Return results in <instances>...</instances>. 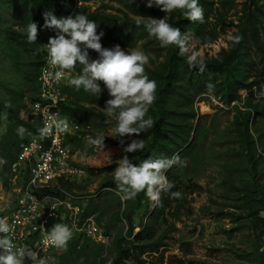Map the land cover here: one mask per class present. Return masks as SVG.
<instances>
[{
	"label": "rangeland",
	"instance_id": "1",
	"mask_svg": "<svg viewBox=\"0 0 264 264\" xmlns=\"http://www.w3.org/2000/svg\"><path fill=\"white\" fill-rule=\"evenodd\" d=\"M78 1L76 0V5L86 7L88 11L99 9L117 13L112 6L122 7L112 0H81V4ZM142 1L146 3V0ZM222 1H225V5L219 3L218 10L209 20L206 38L203 41L190 38L188 54L196 52L203 59L213 60L219 59L221 52L229 48L233 34L239 29L245 0ZM168 17L171 23L174 14H169ZM8 27L25 32L27 25L22 15L14 14L9 0H0V102H6L11 89H18L28 97L34 91L33 84L26 77L27 71L31 70L28 65L31 54L23 51L17 54L3 49L11 41L5 33ZM12 46L16 49L14 44ZM122 48L142 50V44L139 42L135 47ZM147 55L151 66H158L164 60V55L154 51L147 50ZM240 93L242 100L237 104L246 110L244 104L247 91L241 90ZM12 99L9 100L15 103L16 98ZM257 100L264 101V90L258 93ZM18 102L23 107L24 100L17 99ZM79 102L92 106L96 111L103 109L99 104ZM235 105L225 104L221 96L212 90L197 95L191 105L197 115L192 121L194 127L197 121H201L198 141L179 165L180 200L167 209L157 225V236L166 235L164 241L167 245L161 251L170 261L179 259L185 264H264V259L259 255L262 253L260 249L264 247V235L259 237L260 229L254 230L252 227V219L241 204L239 192L227 178L233 173L235 185L251 178L250 167L242 155L246 153L245 147L233 125L237 115ZM9 108L10 105L4 108L0 103V218L12 211L17 197L11 178V164L19 147L13 143L20 142V135L16 130L8 132L10 123H13ZM112 120L114 122V116ZM253 132L257 136L255 130ZM99 135L106 136L105 149L89 142ZM113 136H116L114 123L102 130L97 125H82L77 137L69 141L68 147L74 155V164L82 167L86 174L80 181L69 182L71 185L67 183L62 187L65 196L79 204L84 214L92 215L104 228L107 240L97 243L76 234L64 253L60 258L56 255L52 264H110L116 257L115 240L121 233L126 234L129 230L130 225L123 213L134 206V200L122 202L118 189L104 187L103 183L106 178L114 177L119 159L124 155L133 159L131 153L123 151V147L132 139H142L146 146L150 134L145 131L140 136ZM121 139L124 140L123 146ZM163 158L171 157L165 154ZM255 160L258 161L260 180L264 184V150L260 142L256 143ZM109 165L113 166L110 171L100 173L90 170L91 167ZM91 200L94 201L93 207L98 209L96 212H87L85 209ZM156 204L147 197L141 208L132 214L135 233L150 220ZM261 215L264 216V210Z\"/></svg>",
	"mask_w": 264,
	"mask_h": 264
},
{
	"label": "trees",
	"instance_id": "2",
	"mask_svg": "<svg viewBox=\"0 0 264 264\" xmlns=\"http://www.w3.org/2000/svg\"><path fill=\"white\" fill-rule=\"evenodd\" d=\"M112 1L122 6H112L117 13L99 9L88 11L86 7H78L76 0H9L14 14L22 15L26 25L32 21L38 25V36L35 43L28 42L26 31H19L11 27L5 29L6 37L11 41L3 49L17 54L19 51L31 54L28 64L31 70L27 71L26 77L33 84L34 91L29 97L33 100L36 99L38 91L37 79L42 64L41 46L44 41L55 37L58 32L57 29L44 27V13L49 10L53 11L58 18L74 16L79 12L87 15L90 20H94L98 24L97 34L104 33L101 43L106 48L114 47L117 44L121 47H135L141 42L145 54L149 50L164 55V60L158 66L145 65L146 74L158 85L157 99L148 113L153 118L154 124L147 130L150 138L144 149L130 154L133 161L139 164L149 158L163 159L165 154L170 157L177 154L182 160L190 153L196 146L201 127V121H197L195 127L192 122L197 118L191 107L197 95L212 90L221 96V100L225 104L230 105L234 102L237 115H235L233 125L236 126L238 137L245 147L246 153L242 155L250 167L251 178L244 179L240 185H235L233 173L229 174L227 178L239 192L241 204L252 219V227L254 230L260 229L259 237H261L264 235V216L261 215L264 210V184L260 180L255 150L257 142L262 144L264 150V101L257 100L258 93L264 90V77H259L264 75V0H245L242 7L243 17L238 25V31L233 34L234 38L229 48L221 52L219 59H204L206 64L204 72H201L199 67H190L187 57L180 54L177 46L161 47L160 41L149 35L144 24L147 17L161 19L169 14H174L171 23L179 27L182 34H188L190 38L203 41L208 35L210 18L218 10V4L225 5V1L199 0L204 8L203 23L187 19L184 10L177 9L166 13L155 6L148 8L142 0H137L135 3L132 0ZM236 37L240 38L239 43L235 42ZM12 44L16 46V49ZM90 55L93 59L98 58L95 51L90 50ZM77 68L80 71L79 66ZM209 85L212 86L211 89ZM101 87H104L103 82H101ZM241 90L247 91L244 104L246 110L241 109L237 104L242 100ZM65 91L69 95V100L64 106V110L69 115L77 117L83 126L93 124L102 130L112 124L108 122L113 121L112 117L106 116L104 109L96 111L92 106L79 102L85 101L88 104H99L101 108L105 107L106 101L111 98L106 88L100 97L93 96L83 89L77 91L74 86H68ZM25 97L18 89H11L6 102H0L4 108L10 105L13 123H10L8 132L17 131L20 126L34 128L33 124L20 118L22 107L19 102L17 103V99L23 101ZM12 98H16L15 103L9 100ZM253 130L257 136L254 135ZM76 137L77 135L71 137L68 143ZM19 138L20 142L13 143L16 146L19 145L18 151L24 140L26 141L21 136ZM112 168L113 166L109 165L91 167L90 170L101 173L110 171ZM180 175L179 165H174L168 170L167 179L174 187L170 192L161 193L160 202L156 204L150 220L136 233L132 214L141 208L143 200L148 196L145 192H141L133 199L134 206L123 213L130 225L129 230L126 234L121 233L115 240L116 257L110 264H185L179 259L168 260L164 252L161 251L167 245L164 241L166 235L157 236L160 217L180 200V197H171V192H180ZM67 183L62 182L61 185L64 187ZM103 186L118 189L114 177L106 178ZM68 187L71 188V186ZM118 200L120 203V198ZM92 203H94L93 200L85 208L87 212L98 210L93 207ZM63 253L58 254L59 258ZM144 255L146 256L144 257ZM259 255L264 259V252Z\"/></svg>",
	"mask_w": 264,
	"mask_h": 264
},
{
	"label": "clouds",
	"instance_id": "3",
	"mask_svg": "<svg viewBox=\"0 0 264 264\" xmlns=\"http://www.w3.org/2000/svg\"><path fill=\"white\" fill-rule=\"evenodd\" d=\"M137 2V0H132ZM146 6L160 8L166 13L174 10H184L187 19L192 22H204V8L199 0H146ZM45 28L58 30V35L51 37L46 45L48 60L47 64L53 71L52 78L59 82L67 72L75 71L79 66V73L70 78L68 83L77 91L83 89L85 92L100 97L106 88L111 97L103 107L105 115L115 117L114 123L116 136L127 137L140 136L143 132L153 127L154 120L148 115L150 107L157 99V82L151 80L146 74L145 65L149 63V56L139 49L125 50L119 44L106 48L101 43L104 33L97 34L98 24L90 20L87 15L79 12L74 16L58 18L53 11L44 13ZM145 30L149 35L156 37L161 47L175 45L181 55L190 52V37L182 34L179 27L169 22L168 15L161 19L146 18ZM27 40L35 43L38 36V25L30 22L26 28ZM236 37L235 42L239 43ZM90 50L98 54L93 59ZM187 63L190 67H199L201 72L205 71L204 59L196 52L187 55ZM44 81L48 82L49 73H44ZM103 82L104 87H101ZM211 85L209 88L211 89ZM55 120L54 130L57 133L66 132L67 120L59 119L52 114ZM41 139L49 136L53 128L48 124L40 128ZM18 134L23 137L26 129L20 126ZM105 135H99L91 139L90 144L105 149ZM121 145L124 140L121 139ZM142 139H132L126 147L125 153H135L144 149ZM182 164L179 155L163 159H145L137 164L124 155L118 160V166L114 169V180L116 182L121 201L134 199L139 193L145 192L152 201L159 203L162 192H170L174 185L167 179V172L174 165ZM180 192H171L172 198H179ZM12 229L5 219L0 218V264H48L44 255L39 257V252L28 246L17 247ZM45 243L58 249H66L73 238L72 229L65 223H56L51 230H45ZM264 252V247L260 249Z\"/></svg>",
	"mask_w": 264,
	"mask_h": 264
},
{
	"label": "built area",
	"instance_id": "4",
	"mask_svg": "<svg viewBox=\"0 0 264 264\" xmlns=\"http://www.w3.org/2000/svg\"><path fill=\"white\" fill-rule=\"evenodd\" d=\"M78 3L81 4V0ZM48 42L49 39L44 41L40 49L42 64L37 79L36 99L26 96L20 111V118L33 124L34 128L24 127L26 132L22 138L26 141L21 144L11 164V178L17 191L15 205L9 214L1 218L11 225V235L17 247L26 245L37 250L40 258L45 255L48 264H52L56 255L67 249H58L45 243V230L50 231L54 224L65 223L72 229L73 237L78 234L97 243L106 242L107 235L92 215H84L80 205L65 196L61 185L62 182H78L86 174L82 167L74 164V155L67 145L68 140L80 132L82 124L77 117L64 110L69 100L65 89L70 86L69 79L75 77L79 70L76 68L75 71L67 72L56 82L51 76L53 70L47 64ZM46 70L49 73L47 83L43 78ZM52 114L67 120L66 132H55ZM45 124L52 127L53 131L41 139L38 130ZM26 264H31V261Z\"/></svg>",
	"mask_w": 264,
	"mask_h": 264
}]
</instances>
